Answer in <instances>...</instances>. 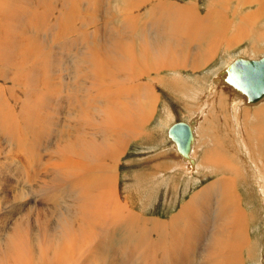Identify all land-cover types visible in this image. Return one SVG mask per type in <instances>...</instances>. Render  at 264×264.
Returning a JSON list of instances; mask_svg holds the SVG:
<instances>
[{
    "label": "bare ground",
    "instance_id": "1",
    "mask_svg": "<svg viewBox=\"0 0 264 264\" xmlns=\"http://www.w3.org/2000/svg\"><path fill=\"white\" fill-rule=\"evenodd\" d=\"M200 1L0 0V264H245V256L252 258L253 216L238 186L246 183L264 203V97L246 107L248 97L230 84L227 67L217 69L216 87L201 96L202 121L198 113L188 123V154L162 133L163 148L143 155L138 167L132 163L137 170L122 176L131 189L120 190L128 147L159 136L149 128L160 103L157 85L166 98L204 92L162 74L207 67L222 43L228 50L247 39L245 54L264 51V29L253 41L264 0H204L202 18ZM246 6L257 11L227 37ZM68 66L74 77L66 81ZM224 103L242 114L241 142L216 112ZM164 114L170 120L168 108ZM217 120L229 148L218 153L224 141H215L208 157L203 146ZM197 128L207 129L205 143ZM197 140L210 166L204 176H229L190 193L168 218L136 211V199L147 194L150 202L168 171L165 199L176 200L181 171L193 177L202 168Z\"/></svg>",
    "mask_w": 264,
    "mask_h": 264
},
{
    "label": "rangeland",
    "instance_id": "2",
    "mask_svg": "<svg viewBox=\"0 0 264 264\" xmlns=\"http://www.w3.org/2000/svg\"><path fill=\"white\" fill-rule=\"evenodd\" d=\"M179 1H183V0H179ZM205 2L206 1H204V0L200 1V3H199L200 4L199 5L200 6V8H199L200 9V13L198 14V16L203 15V13L205 12V10H204ZM227 9H228V11H229V9L230 10L234 9V8H232V2L231 1L226 5V10ZM243 9L241 10L240 14L235 15L234 20H232V23L234 24V26H232L230 28V30L228 31L227 37H229V35L232 32H234L238 28V26L239 27L241 26L240 21L243 20V18L245 16L252 15V14H254L257 11L256 7L254 8V7H251V6H248V7L246 6ZM254 9H255V11H253ZM246 11H248V12H246ZM230 15L231 14L228 12V16H230ZM255 16L257 17L256 20H255V23H256L258 28L254 30V34L255 33L256 34L253 35V41L257 42V41H259V38L256 39V37L261 32L260 29H264V14H261L260 12H258V13L256 12ZM200 18H202V17L200 16ZM249 44H250V42L247 41V39H245L241 44L236 45L237 47L233 46L232 48L226 50L227 48L225 49V46L222 43L221 46H220L221 48L219 47L220 49L218 48V50L216 51V55L217 56L215 55L214 59L211 61V63H209L207 65V67H204V68H202L200 70H197L198 72L196 71L194 73H191V72H189L188 69H184L183 71H181L180 75H179L178 72L172 73L171 75L170 74L169 75L162 74L163 76H165V77H167L169 79L171 78L172 80H174L176 82L181 81L182 83H184L186 85H188L189 81H191L190 83H192V84L201 85L203 87V89H204V92L200 93L199 90L198 91H194V93L190 94L192 96V99H186V96L177 98V97H174L172 95H170L169 97L166 98V97L161 96V94H160L161 93L160 84L157 85V88L159 89V90L157 89V94L160 97V103H159V107L156 110V115H155L151 125L149 126V128L150 129H154V131H156L159 134V136H156L154 142H152L150 144L148 143L146 145L144 142H141V144L132 143L131 146L128 147V150L126 152V156L123 159V165L122 166H124V167L121 166L120 174H119V178H120V182H121L120 183V190L122 189L123 192H128L131 189V185L126 183V182L129 183V181L125 179L126 176L124 178H122V176L123 175H127V174L130 175L131 173H133V171L137 170V169L134 170L133 167L134 166L138 167L137 165H135V162H138V160L140 158L144 157L143 155H146V153L153 152V151L156 153L157 150L163 148L164 143L161 144V140H162L161 138H162V135H163L162 133H164V135H165V133H167V130L169 129V127L173 123L180 121V122H185V123L188 124L189 121L191 120V118L194 115L198 114V113H199L198 117H200L199 120L202 121L201 120V118H202L201 109H199L200 107H199L198 103H200L201 96L203 94H205L209 90L208 88H210V86L214 85L216 87L215 84H216V80L217 79H214L213 77H217V76L219 77V74L221 75V73H222V72H220L219 74L216 73L218 68L228 67L229 64L236 58L256 60V59L261 58L262 56H264V51H262V50L261 51L258 50L257 53H255V54H253V53H249V55L245 54L246 52L248 53V51L251 52L250 49H249L250 48ZM262 48L264 49V43H263ZM225 51H228V52H225ZM250 54H253V55L251 56ZM65 58H66L65 59V63L68 64L69 61H70V58H69L68 55H66ZM68 67L66 68L65 73H64V77H63V79L66 80V81L69 80L70 77H71V79L74 77L73 73L70 70L71 68L70 67L68 68ZM222 70L223 69H220L219 71H222ZM178 75L180 77L177 79L176 77ZM225 80H226V78H225ZM225 83H226V85L229 84L226 81H225ZM64 91L67 92L66 90H64ZM65 96H66V94H65ZM65 96H63L64 97V99H63L64 102H65ZM193 101H195V104H191L190 103V102H193ZM259 103L260 102H258V104ZM225 104H227V105H225ZM246 104H248V105H246V107H254V106L257 105V102L254 103V104H251V106H250L249 103H246ZM223 106H224L223 107L224 109H220V112H219V109H216V112H218V114L221 113L222 114L221 116L224 119L226 118L225 121L228 123V126H231L232 129L235 132V136L237 137V138L235 137L236 140L237 141L239 140L241 142L242 139H243V135H242V131H241L242 128L241 127H242V125H244V122L242 121L243 120L242 119V114L238 111V105L234 106V109H233L234 111L232 110V108H231L229 103H224ZM66 108L67 107H66L65 103L62 104L61 108H59V111L61 110L60 113H63L65 110H67ZM164 108H168V110L170 111V115H171L170 120H166L165 118H163V117H165ZM192 110H193V112H192ZM231 111H232V113H231ZM239 120H241V121L239 122ZM200 121H198L197 125H202V123ZM218 121L219 120H217V123H214V124L212 123L210 125V132H211V130H213L211 132L212 133L211 137H209L210 141L208 140L209 142H206L205 146H203V149L206 152V155L208 157L211 156V154L213 153V150L215 149V147L217 149V146H216L217 144H216L215 141H220V142L224 141L223 143L221 142L222 144H224L222 146V148L220 147V148L217 149L218 153H221V152L223 153L225 151L223 149L229 148V144L228 143L230 141H229V139H227L228 141L225 140L227 138L226 137L227 129H225ZM165 122L168 125H166ZM238 125H240V126H238ZM250 125H251V123H250ZM159 126H161V127H159ZM233 126H234V128H233ZM235 126H236V128H235ZM159 128L162 130V132L160 131ZM238 128H239V130H238ZM198 129L199 128L196 129V131H195L196 133H197ZM221 129H223V130L220 131ZM206 130L199 129V132L203 136V138L201 137V139H200L201 143H205L204 136L206 134ZM219 131L221 133L223 132L222 135L225 136V139L223 138V136H221V133ZM166 135L168 136V134H166ZM169 144L170 143H166V146H169ZM223 147H225V148H223ZM195 149L198 152V156L196 158L197 159L196 161H201L200 163L202 164V168H199L200 170L197 171V173H194L193 177L188 176V175L184 174L181 171L182 175H180L176 179V182H175V185L177 187V193H176V198H175L176 200L171 204L170 202L168 203L169 198L165 199L166 196L168 195V186H167L168 184L167 183L172 182L171 179H170V176H171L170 172L168 171L166 173V177L167 178L165 179V184L166 185L164 184L162 186V184H161L157 188H155V190L158 193L156 194V196L152 197L150 202H147V201L144 200V198L146 197L147 194L144 197L140 195L136 199L137 202L139 201L138 202L139 204L135 203L136 204V207H135L136 211L140 210L146 215H150L151 214V215H154V216H158L160 218H168V216L171 214V212H175L180 207V205H182L184 202L188 201V199L190 197V193H191V195H193L194 192L200 190L201 188H203L204 186L208 185L209 183L214 182L215 180H217L221 176L224 177V178H227L229 176V175L227 176L226 173H222V172L219 173L220 175L218 173H215V175L211 174V175L204 176V171L206 169H203V168L204 167L208 168L210 166L207 167L206 164H205V161L203 159L202 146H199L198 140H197ZM220 149H222V150L220 151ZM238 149L240 150V147ZM226 151H227V149H226ZM240 151H241V153L245 154V151L243 149L240 150ZM243 154H242V156H243ZM238 155L239 154L237 152V155H235L234 157L237 158V157H239ZM224 157L225 158H229V155L228 156L224 155ZM201 158H202V160H199ZM125 163H127V164H125ZM132 163L134 164L133 167H131ZM202 175L204 177H202ZM166 180H167V182H166ZM243 184L245 185L244 187L242 185L238 186V190H239L238 193L242 196V198H244L243 199L244 200L243 201V206L246 208L247 212L250 213L253 216V223L250 226V234H251L250 237H251L252 242H253V245H252L253 247L252 246L251 247L254 250L251 259H249V257H248V259H249L248 260L247 257L245 256V259H246V263L245 264H264V203L261 200V198H257V197H255L256 195L251 193L252 190H250L247 187L246 183H243ZM160 186H162V187L160 188ZM179 197H180V199H179ZM165 201H167V203ZM144 204H145V207H144ZM132 205H134V204L132 203Z\"/></svg>",
    "mask_w": 264,
    "mask_h": 264
},
{
    "label": "water",
    "instance_id": "3",
    "mask_svg": "<svg viewBox=\"0 0 264 264\" xmlns=\"http://www.w3.org/2000/svg\"><path fill=\"white\" fill-rule=\"evenodd\" d=\"M225 73L230 84L246 94L249 103L264 97V56L257 60L236 58L225 69ZM168 135L177 145L178 151L187 155L192 142L189 124L180 121L173 123L168 129Z\"/></svg>",
    "mask_w": 264,
    "mask_h": 264
},
{
    "label": "crops",
    "instance_id": "4",
    "mask_svg": "<svg viewBox=\"0 0 264 264\" xmlns=\"http://www.w3.org/2000/svg\"><path fill=\"white\" fill-rule=\"evenodd\" d=\"M258 59H259V58H258ZM256 60H257V59H256ZM167 134H168V131H167ZM193 164H194V163H193ZM193 164H192V165H193Z\"/></svg>",
    "mask_w": 264,
    "mask_h": 264
}]
</instances>
